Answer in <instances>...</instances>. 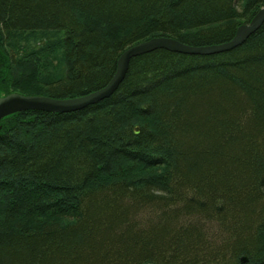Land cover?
Instances as JSON below:
<instances>
[{"label": "trees", "instance_id": "obj_1", "mask_svg": "<svg viewBox=\"0 0 264 264\" xmlns=\"http://www.w3.org/2000/svg\"><path fill=\"white\" fill-rule=\"evenodd\" d=\"M262 7L0 0V39L39 33L50 39L42 48L60 43L58 79L25 92L74 98L103 88L135 44L224 43ZM24 51L18 83H38L37 53ZM0 81V96L11 93ZM145 208L159 214L154 222L126 216ZM215 230L225 238L213 247ZM131 236L140 246L125 257ZM0 264H264V22L227 52L137 55L119 88L83 109L2 118Z\"/></svg>", "mask_w": 264, "mask_h": 264}, {"label": "water", "instance_id": "obj_2", "mask_svg": "<svg viewBox=\"0 0 264 264\" xmlns=\"http://www.w3.org/2000/svg\"><path fill=\"white\" fill-rule=\"evenodd\" d=\"M264 22V7H262L249 23L241 24L235 36L224 43L192 46L167 36L153 37L125 50L118 61L117 72L103 88L90 94L74 98L54 99L47 96H22L12 93L0 97V120L19 110H43L50 112H70L83 109L89 105L109 98L120 86L126 77L131 59L137 55L148 53L156 49L164 48L186 54H214L231 50L241 45Z\"/></svg>", "mask_w": 264, "mask_h": 264}, {"label": "rangeland", "instance_id": "obj_3", "mask_svg": "<svg viewBox=\"0 0 264 264\" xmlns=\"http://www.w3.org/2000/svg\"><path fill=\"white\" fill-rule=\"evenodd\" d=\"M249 22H244L243 24H246ZM59 35L60 34L57 31L51 33V36L53 38H58ZM154 37H159V36H154ZM151 38H153V37H151ZM151 38H149V39H151ZM41 40H45L47 42L49 41V43H50V39H47V37H42L39 33H31L30 35H26L25 33L24 34L23 33H16L12 37L7 36V37H3L2 39H0V76L3 77V81L8 82V83L10 82L9 83L10 84V86H9L10 92H14L13 90H15V89L18 92H19V89H21L22 91L28 90L29 92H32L33 90L44 89V86L46 84L55 81L56 79H58L59 75L61 74L60 73L62 70L61 67L64 64L63 58H62L64 56V50L62 49L60 43L55 42V43H52L51 46L42 48V43H44V41H41ZM135 45H137V44H135ZM26 48H28V50H30L33 54L37 53V54H35V55H37L36 56L37 61L35 60L32 62L34 69L30 70L33 72L32 74L30 73L31 76H33L34 78H38V80H37L38 83L35 82V84H28L26 81H20V83H18V79L20 78L19 75L23 74V71H22L23 68H21L19 70L14 65H16L18 63L17 58L22 57L21 54L25 52L24 50ZM227 51H229V50L222 51V52H227ZM222 52H219V53H222ZM45 57H47L46 58L47 67L40 68V65L38 62L45 63V61L43 60V58H45ZM118 61H119V59H118ZM36 63H37V66L39 69L35 68ZM117 68H118V63H117ZM116 72H117V70H116ZM14 79H15V81H13ZM16 79H17V81H16ZM1 85H3L2 81H0V86ZM27 87H33V88L37 87V88L36 89H30ZM1 94H2V96L8 95V94H6V92H4V90L1 91ZM44 96H46V95H44ZM155 170L160 171L161 169L156 168ZM153 210L151 208H149V209L148 208L135 209V210H132V213L127 214L126 216L127 217L130 216V219L132 216V218H134V219H131V221L134 222V224L136 223V220H138L139 223L140 222L142 223L143 221H146L147 223L152 222V221L154 222L156 215H159V214L155 215ZM129 211L130 210H128V212ZM203 223L206 224V222H203ZM155 225H157V224H155ZM204 229H206V231H208L207 228H204ZM127 231H128V229H127ZM206 231H205V233L207 234ZM215 232L216 233L213 234L214 239L212 238V240H215V242L212 243L213 245H215L213 247H216L217 245L218 246L222 245L223 244L222 241L225 238V236H223L222 233L217 232V230H215ZM142 235H143V233L138 232L135 235V237L140 240V239H142V237H141ZM210 236L212 237V235H210ZM220 237H222V238L220 239ZM136 238L134 240L133 236H131L129 243L126 242L127 245H125V247H124V252H125L124 256L125 257H126V254L131 256V255L136 254L138 252L137 249L139 248L140 245H139V243H137L139 240H137ZM209 239L211 240V238H209Z\"/></svg>", "mask_w": 264, "mask_h": 264}, {"label": "bare ground", "instance_id": "obj_4", "mask_svg": "<svg viewBox=\"0 0 264 264\" xmlns=\"http://www.w3.org/2000/svg\"><path fill=\"white\" fill-rule=\"evenodd\" d=\"M12 93H16V94H20V95H22V96H43V95H41V94H28V93H26L25 91H21V92H18V91H14V92H11V93H9V94H12ZM8 94V95H9ZM90 94V93H89ZM47 97H51V96H49V95H46ZM1 97H3V96H1ZM51 98H54V99H62V98H55V97H51ZM23 110H19V111H17V112H14V113H12V114H15V113H19V112H22ZM24 111H43V110H35V109H28V110H24ZM46 112H50V111H46ZM12 114H10V115H12ZM156 208H158V207H156ZM226 256H224L223 258H225ZM242 261H247V257L246 256H243L242 258Z\"/></svg>", "mask_w": 264, "mask_h": 264}]
</instances>
